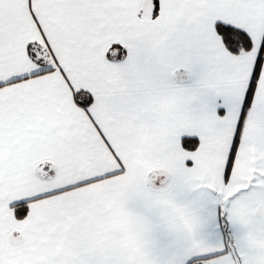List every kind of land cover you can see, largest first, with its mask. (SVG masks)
<instances>
[{
  "label": "snow or ice",
  "instance_id": "obj_1",
  "mask_svg": "<svg viewBox=\"0 0 264 264\" xmlns=\"http://www.w3.org/2000/svg\"><path fill=\"white\" fill-rule=\"evenodd\" d=\"M0 264H264V0H0Z\"/></svg>",
  "mask_w": 264,
  "mask_h": 264
}]
</instances>
